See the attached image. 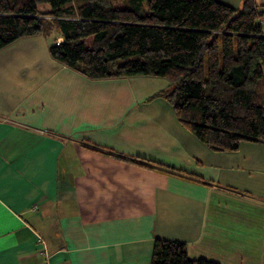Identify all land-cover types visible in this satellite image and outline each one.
I'll list each match as a JSON object with an SVG mask.
<instances>
[{"label":"crops","instance_id":"0c3cea01","mask_svg":"<svg viewBox=\"0 0 264 264\" xmlns=\"http://www.w3.org/2000/svg\"><path fill=\"white\" fill-rule=\"evenodd\" d=\"M49 42L0 49V264H150L154 238L190 258L264 264V143L211 150L163 99L142 101L166 79H89Z\"/></svg>","mask_w":264,"mask_h":264},{"label":"trees","instance_id":"16d2710c","mask_svg":"<svg viewBox=\"0 0 264 264\" xmlns=\"http://www.w3.org/2000/svg\"><path fill=\"white\" fill-rule=\"evenodd\" d=\"M263 13L254 0L237 7L221 0H0V49L56 31L61 40L48 45L52 59L89 79H166L147 100L163 99L211 150L235 151L242 141L264 143ZM150 264L219 263L190 258L184 242L154 238Z\"/></svg>","mask_w":264,"mask_h":264},{"label":"rangeland","instance_id":"374dc122","mask_svg":"<svg viewBox=\"0 0 264 264\" xmlns=\"http://www.w3.org/2000/svg\"><path fill=\"white\" fill-rule=\"evenodd\" d=\"M113 1V4L115 5H121L123 3V0H112ZM52 30H57L56 28H53ZM27 37V36H26ZM45 37V36H44ZM50 38V42H55V41H59L61 40L59 34L56 32V31H53L49 36ZM47 42V38L45 39ZM49 43L47 45H49ZM75 71V70H74ZM77 72V71H76ZM79 73V72H78ZM80 74V73H79ZM82 75V74H81ZM113 79V78H111ZM160 85H164L163 87H165V81L164 80H160ZM104 89V88H103ZM161 89V88H160ZM154 92H151L149 93L147 96L143 97V102L147 103V102H150V100L148 101L147 99L149 98L150 95H152ZM154 99H158V98H154ZM152 101V100H151ZM179 122V121H178ZM180 123V122H179ZM181 124V123H180ZM182 125V124H181ZM183 126V125H182ZM184 127V126H183ZM186 130H188L186 127H184ZM189 131V130H188Z\"/></svg>","mask_w":264,"mask_h":264},{"label":"built area","instance_id":"2783aa9c","mask_svg":"<svg viewBox=\"0 0 264 264\" xmlns=\"http://www.w3.org/2000/svg\"><path fill=\"white\" fill-rule=\"evenodd\" d=\"M260 23H263L264 22V13H263V16L261 18H259L258 20Z\"/></svg>","mask_w":264,"mask_h":264}]
</instances>
